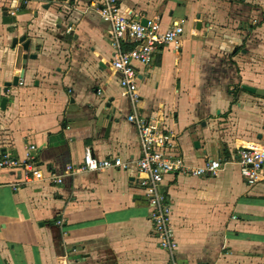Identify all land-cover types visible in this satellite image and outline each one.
<instances>
[{"label": "crops", "instance_id": "0c3cea01", "mask_svg": "<svg viewBox=\"0 0 264 264\" xmlns=\"http://www.w3.org/2000/svg\"><path fill=\"white\" fill-rule=\"evenodd\" d=\"M122 14L176 27L137 65L138 110L177 135L185 162L230 159L216 176L167 175L177 257L184 264H264V183L248 185L237 148L264 151V0H118ZM97 0H0V156L32 155L45 180L13 189L0 170V264H166L134 162L130 101L111 65ZM25 35L28 51L12 39ZM24 75L4 92V83ZM248 85L255 90L242 87ZM100 92V93H99ZM198 143V145H196ZM31 145L36 146L30 150ZM89 147L127 169L78 171Z\"/></svg>", "mask_w": 264, "mask_h": 264}, {"label": "built area", "instance_id": "2783aa9c", "mask_svg": "<svg viewBox=\"0 0 264 264\" xmlns=\"http://www.w3.org/2000/svg\"><path fill=\"white\" fill-rule=\"evenodd\" d=\"M97 11L109 26L108 41L112 49L111 65L120 75L119 85L125 91L131 104L127 120L134 125L139 139L140 155L134 164L141 174L138 181L139 186L146 191L149 218L159 246L168 255L166 264H184L177 257L179 245L176 232L171 225V206L162 189L163 181L167 175L216 176L231 160L211 158L202 165H191L185 162L180 152L177 135L170 129L155 126L138 110L139 73L137 65H148L155 51L162 46L171 45L175 51L180 50L182 45L180 30L173 26L162 28L156 19H146V23H143L141 19L126 17L120 11L118 0H97ZM29 149L35 150L36 146L31 145ZM233 161L238 165L240 174L248 185L264 183L263 150L237 148ZM109 167L127 169L128 164L122 162L117 156L105 159L94 157L91 149L87 147L80 165H68L65 173L50 175L48 180L61 184L64 176L75 172L99 171ZM5 168L18 169L22 172L21 180L10 184L15 190L27 183L46 179L30 154L24 161L2 154L0 170Z\"/></svg>", "mask_w": 264, "mask_h": 264}, {"label": "water", "instance_id": "95a60500", "mask_svg": "<svg viewBox=\"0 0 264 264\" xmlns=\"http://www.w3.org/2000/svg\"><path fill=\"white\" fill-rule=\"evenodd\" d=\"M143 23H146V19H143L142 20ZM18 43H20L24 49V51H28L29 49V44H30V41L26 39V36L25 35H21L20 37H14L12 39V47L14 48ZM27 57L28 55L27 54H24L22 56V68H21V71L19 73V75H15L11 81H6L4 83V89L3 91L6 92L7 91V88L9 86H12V85H17L19 83V80L23 77L24 75V69H25V66H26V61H27ZM242 87L248 91H251L253 92L255 89L248 86V85H242ZM7 103V98L6 97H3L1 99V103H0V106L1 108H4L5 107V104ZM196 145H198V143H196Z\"/></svg>", "mask_w": 264, "mask_h": 264}]
</instances>
